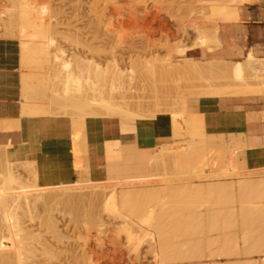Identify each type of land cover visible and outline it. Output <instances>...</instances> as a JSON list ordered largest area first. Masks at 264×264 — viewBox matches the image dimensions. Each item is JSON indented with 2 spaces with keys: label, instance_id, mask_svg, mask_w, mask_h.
Masks as SVG:
<instances>
[{
  "label": "rangeland",
  "instance_id": "rangeland-1",
  "mask_svg": "<svg viewBox=\"0 0 264 264\" xmlns=\"http://www.w3.org/2000/svg\"><path fill=\"white\" fill-rule=\"evenodd\" d=\"M16 2H18V5L14 4L15 7L17 6L14 11L16 10L17 12L15 11L16 13L13 14L14 11L12 9L14 8V6L10 4V1L0 0V28L3 29L4 27V33L5 27L7 26V24H9L8 22H11L10 24L13 25V29L15 26L16 29L19 28L20 30L22 29L23 31H25V35H21L22 33H19L20 37L17 36L16 38L15 36V38L18 39L19 42V50L22 49V46L24 49H22L24 52L21 51L20 54L24 53L23 55H25L29 50H33L34 53L35 50L34 48H32L31 45V43L33 44L34 41H36V44L33 45H38L39 47L46 46L45 50L43 48L39 49H43V51H48L47 38L51 37L54 38V46L62 48L65 51L66 56L74 66L76 65V61L78 63H82L83 65H88L90 63L87 64V62L93 61L92 63H98L103 70H107V67L112 68L111 66L113 65L111 64H117L118 68H120L122 71L121 80L123 79L124 83L126 84H123L125 86L122 87L126 88H124V91L126 90V92H124L120 88V90L116 88L115 91L118 90L119 92L117 91L116 94H113L114 91L112 90L111 93L115 96L114 100L116 102L126 101L130 105L134 104L131 106H136L137 103H139L140 105H143L142 110L144 106H146L144 110L147 111L145 112L144 110H141V112H143V115L145 113L144 116L148 118L133 120H153L155 128L158 132H161L162 126H160V122L157 119L159 117L169 118L171 115L175 117L182 116L183 113L186 112V100L194 98L193 96L211 94H250L246 90H238L226 86L222 80L217 79L216 74V77H214V73L209 71L207 72V70L195 73L193 72L194 76H190V78L188 76L192 73L188 75L182 74V76L184 75V78L181 76V74L177 75L172 68L170 70V66L168 67L163 65V62L165 60H170V62L174 64L173 66L177 65V62H179L180 60L175 50H177L178 47L190 48L191 46H194L197 40V34L194 33V27L198 26L203 31H206L208 35H210L213 33L215 28L218 27V24L220 22H225V19H229L227 21L236 20L237 9L235 10V7L223 9L218 3L215 2V0H16L15 3ZM25 5H27L26 9ZM10 24L8 26H10L11 28L12 25ZM6 28H8V30L12 29H9V27ZM19 29H17L18 32H21L19 31ZM1 32L2 31H0V33ZM18 32L15 31L16 34H18ZM8 33V35L10 36L15 34L14 32L11 34L10 32ZM5 35L7 34L4 33V37ZM8 35L6 37H8ZM10 36L8 38H11ZM21 39H24L25 41L27 40L26 46H28L29 50L25 49L23 44H20L24 43V40L21 42ZM38 46L36 48H38ZM25 50H27L26 53ZM31 51L29 53L32 54L31 58L34 55L36 56V54L39 55L43 53V51L41 52L40 50L37 51L38 53H36L35 51L36 54L34 53L33 55ZM26 56H29L30 58V55L26 54L24 57ZM19 57H21V55ZM24 57L22 58V60L24 59ZM31 58L30 60H34V58ZM36 59H38V62L41 60L37 57ZM45 59L46 57L42 59V63H44ZM22 60H20L19 62H21ZM24 60L25 63L21 62L20 64L28 65V60L26 58ZM30 60L29 63L31 62ZM31 63L30 67L27 66L28 68L26 67V65L23 66V68H27H25V71L29 72L30 68L32 70V67L34 66L35 69L37 68V70H34L33 68L35 73L39 71L42 66V69L48 68V65H45V63L44 65L40 63L42 66H39L37 63L40 68L36 67V63H32L34 66H31ZM160 63L163 64L158 65ZM138 64H152L154 65V68L153 70H139ZM159 66L164 69L167 68L166 70H168L169 68V70L165 74V71H163L164 69L159 70ZM132 69L137 70H134V72L132 71ZM25 71L24 73H26ZM142 71L144 76L142 75ZM169 71L171 74L169 73ZM171 71L175 74L173 75ZM133 72L136 74V78L132 77L134 76ZM167 73L170 74L171 77L175 76V78L169 77ZM199 73H202V78L200 77ZM31 74L32 73H30V75ZM130 74L132 75L130 76ZM129 76L134 79H128ZM153 78L155 80H153ZM107 81L108 80H106L104 83L107 84ZM133 81H135L134 84ZM27 82H24L23 84L25 85V83ZM120 82L123 83L122 81ZM39 83L40 81L38 82V84ZM127 83L130 84L128 85ZM102 84L100 85L103 87L104 84ZM110 84H107L105 86L107 89L104 87V89H106V93L108 92V95L105 93L108 98L109 96L111 97V94L109 92V90L111 89ZM23 87H26V89L24 90L29 89L27 88V85ZM104 89L101 90L100 87L101 91H103ZM121 90L124 94L121 93ZM103 92H105V90ZM118 93L120 95H118ZM105 94L102 93L104 97ZM121 94H123V96L125 95V98H123ZM258 94H260L259 96H263L264 91ZM25 97L26 100L24 99L23 101L25 103H28L30 99L27 96ZM95 98H98V96H96ZM27 100L28 102H26ZM68 112L70 113L69 110ZM55 113L56 116H63L62 110L57 107L53 114ZM53 114L50 116H53ZM113 115L114 116H100L98 119L100 121L102 118L113 117L125 119L119 116L118 114ZM154 115L157 116L153 119L149 118ZM86 135L87 129L85 126L82 129L81 134L76 139V153L79 151L78 147L80 141ZM97 139L99 145L100 143L98 135ZM171 145L172 144L169 143L168 147L167 144L165 147H163L164 149L162 150L166 151V149L168 148L169 151L168 149L167 151L171 154L172 149H174V145ZM190 145L186 146L189 147ZM183 146L184 145L180 147ZM175 147L178 146L175 145ZM96 151L99 154L100 148H98ZM82 152V155H78L77 153L80 158L85 157V155L87 154L91 158L96 155L95 149L90 147L89 145H87ZM151 153L152 152L145 153L136 151L135 149H131L128 146L124 147L123 145L122 160L118 162V164L120 166H124V157H126V154H134L133 156L136 158L135 162H137L141 159L143 154L145 157H148L151 155ZM18 171L19 174L21 173V176L26 175V172L21 170V168L18 169ZM258 172L260 174V171L254 173L258 174ZM155 173L159 174L160 171H157ZM226 173H203L199 175L196 174V176H189L206 177L207 175L211 176L212 174V178L218 176V174L219 176H223L224 174L225 176L231 174L230 172ZM261 173H264V170L261 171ZM255 174L248 173L247 171L241 173V175L244 177H247V175L253 176ZM147 178L148 180L146 181ZM153 178H140V181L138 179H135L136 181L134 179H129L125 180L124 183L130 181L128 183L135 182V184H139L148 182L150 179V181H157L159 179H162L161 177ZM142 179H144V182L142 181ZM232 179L233 180H227L231 182H236L238 178L236 180H234V178ZM240 179L241 178H239L237 182H242L243 179ZM227 180H219V182L225 183ZM244 180L241 183L242 186L240 183L237 182L235 183V185L234 182L230 183L239 189L241 187H244L243 184L246 185L248 181L251 180V178L246 179V181ZM88 181H90V179L80 178V176L77 180H75V182L79 183H84ZM205 181H197L194 183H190V185H193V188H197L199 186L201 187L205 184L208 185L213 182L212 180L206 182ZM195 183L197 186L195 185ZM238 184L240 187L237 186ZM75 188L78 189L79 187ZM138 188L137 186H135L131 189ZM262 190L263 189L260 190V193H258L255 198H253L254 200L252 199L253 201L250 202V205L245 210V212L241 213L236 210L233 211V213L230 214L229 219L226 221V223H228L226 225L224 224L225 227H222V230L218 227H212V231L210 229L209 232L206 231V233L203 230L201 231L200 228L202 227L201 229H204V226L206 225L204 223H206L205 219H207V210L210 203V199H208L207 197H205V199H202V201L201 199L199 201L198 198H194V202L193 200H188V202L187 200L183 202H175L167 199L161 202H154L148 205L147 207L148 215L146 219H144L143 217L144 206L140 204L133 205L131 208L132 213L130 214V217L124 219V234H114L111 231L112 228L118 225L119 221L115 219L111 220V218L106 216L105 213L103 214V212L102 214H99L101 212L97 213V211H101V208L99 209V207H101L99 204H93V207H95V209H98L96 212H94L95 210H93L94 208L90 204L92 210H90L91 208L89 207V212L91 214L89 212L88 213L91 216L84 217L88 214V208H84L86 207L89 201L87 198L86 199L88 201H85L86 199L82 198L83 203L78 201L79 203H82L80 205L82 206V208H84L83 210H81V208L79 209L80 205L78 202H76L78 200L77 198L76 200L72 201L73 203L66 204L65 206L62 205L65 208L62 206L59 207H62L61 209H66L65 211L63 209L64 213H58V211H61L60 209H56L57 212L55 210L54 212L52 211L53 217L55 218L54 221L55 223H57L56 225L58 227L59 236H61L59 238L51 235V232L49 230H46V228L43 227L44 225L42 223H38V219L35 218L36 216L33 217V222L28 221L27 218H22L21 221L23 220V224L25 226H28V228H31L30 230H34V233L31 234L34 235L36 233L37 240L39 241L38 244L34 241L32 243L33 246H31V248H34L33 251L36 256L40 258L39 259L35 256L34 258L36 259L33 258L35 260L34 264H58V262L59 264H69L71 262V258L74 255L78 257L83 254L87 256L88 260L91 259L88 262H92V264H94V262L95 264L98 263V261L96 260H99L100 264H264V249H261L259 245H255L256 243L259 244L260 242L264 244V211H256L253 207L255 202L258 200V197L264 194V191ZM195 199H197V202ZM76 203L78 205H76ZM68 206L70 207L68 208ZM75 206L76 208L74 209ZM96 206L99 207L97 208ZM69 209H71V212L69 211ZM73 209L75 211H72ZM76 209L81 210V212ZM67 210L69 212H66ZM83 211H86L87 214L84 215L85 212ZM93 212L95 215L93 214ZM96 213L99 215L100 220L102 219L101 223L104 227V229L101 228L100 231H98L99 229L97 230V228L94 227L90 220V217L97 216ZM41 214L44 213L42 212ZM153 214H155L154 218H152ZM103 220L105 221L103 222ZM148 222H150V226L144 228V226L147 225ZM197 227L200 232L204 235L199 232ZM43 229H45L46 231ZM195 229H197L199 233H196ZM213 229L215 231H213ZM219 230H221V232ZM78 235L80 237H78ZM39 236L44 237L41 238ZM96 236L99 240L96 238ZM70 237L71 240H68L70 239ZM64 238H66L67 240ZM47 243L49 244L47 245ZM42 247L51 249L55 253V256L58 254L59 255L56 256V258L54 257L53 261H51L52 259L50 261L44 260L39 254L42 250ZM12 254V244L10 245L9 240L6 237L2 236L0 233V264H2V259H4L6 256L9 255L10 258H12ZM10 258L9 260H12Z\"/></svg>",
  "mask_w": 264,
  "mask_h": 264
},
{
  "label": "bare ground",
  "instance_id": "bare-ground-1",
  "mask_svg": "<svg viewBox=\"0 0 264 264\" xmlns=\"http://www.w3.org/2000/svg\"><path fill=\"white\" fill-rule=\"evenodd\" d=\"M9 1H10V4H12L14 6V8L12 9L14 11V9H16V7H17V6L15 7V5H18L17 4L18 2L15 3L16 0H9ZM247 1H249V0H215V2L218 3L223 9H228L229 7H235V10L237 9V7L239 5L243 4L244 2L248 3ZM131 3H133V2H131ZM26 6L27 5H25V9H26ZM15 11L13 12V14H15L17 12V11L15 12ZM11 14H12V12H11ZM10 16H12V15H10ZM227 20H229V19H225V21H227ZM6 23H7V21H6ZM8 23L10 24L11 22H8ZM9 24H7L6 27H9V29H11V28L12 29L8 30V28L5 27V32H4L5 34L8 35L9 34L8 32H10V34L13 32L15 33V31L18 32L17 29H19V28L16 29V27L14 26V29H16V30H14L13 25L10 24V25H12V27L10 28V26H8ZM0 29H1L0 31H2L0 33L1 36H4V33H3L4 27H3V29L2 28H0ZM19 31H21V32H18V34L15 33L11 36L8 35V37L10 36L12 38L14 36L13 38L16 39L17 36L20 37L19 33H22L21 35H23L25 32L22 29L21 30L19 29ZM194 31H195L194 33L197 34L196 35L197 40H196V43L194 44V46H191L190 48L178 47L177 50H175L177 53V56L180 59V61L177 62V65L173 66L174 64H172L170 62V60H167V61L165 60L163 62L164 64L160 63L158 65L163 64V65L168 66V67L170 66L169 67L170 70L172 68L173 71L177 75L181 74V76H182V74L188 75V74L192 73L188 76L189 78H190V76H194L193 74L195 72H201V71L207 70V72L209 71V72L214 73V75L216 74L217 79L222 80L226 86L232 87L234 89L246 90L248 93L255 94V95L258 93H262L264 91V59H258V58H254V57L249 56V57L244 58L243 61H236V62L232 63L231 65L226 64L225 66L222 64L223 66L217 68L216 67V62H218L217 60H216V62H215V60L212 61L215 63L214 64L211 61H210L211 62L210 63L208 61H194V60L186 58L187 50L201 49V50H205L206 52H211L214 48L219 46V43L217 40V32H218L217 27L215 28L213 33L210 35H208L206 33V31H203L198 26L194 27ZM7 35H5V38ZM15 36H16V38H15ZM43 36H44V34H43ZM16 40L18 41V39H16ZM23 40L24 39H21V42ZM47 41H48V45L47 44L46 45H47L48 51H43V49L45 50L46 46L39 47L38 45H33V44H36V41H34L35 43L33 42V44L30 42L32 45V48H34L36 53H38L37 51H40V50H41V52L43 51V53H44V54L42 53L43 55L42 54L38 55L34 51L36 56L34 55L33 50L32 51L29 50L28 46H26L27 40L26 41L24 40L25 44L20 43V44L24 45L25 49L29 50L28 52H27V50H25V53L27 52L26 54L30 55V58H31L32 54H29L31 51L34 55L31 59L34 58V60L37 61V62H35L34 60H30L29 56L24 57L26 55V54L23 55L24 53L20 54L21 57H19V58H21V59H19V61L22 60L23 57H24V59L26 58L28 60V61L26 60L28 65L27 64H20L21 62L25 63L24 59L21 62H19V64L21 65V67H20V65H19V67L23 69V73H22V76L20 77V81H24V82L28 81L27 83H25V85H27L28 86L27 88H29L28 90H24V89H26V87L25 88L23 87V86H25L23 84L24 82H20V84H21V87H20L21 92L20 93H21V95H24V96H22L21 99L26 100L25 96L29 97V99H30L29 102H28V100L26 101L28 103H25L23 101V104H22L23 107L22 106L21 107L23 108L24 114H27V116H29V115L50 116L53 114V112L56 110V107H57V108L62 110L63 116H68V117H75V116H77V117L78 116L79 117H82V116L100 117V116H104V115L105 116H109V115L114 116L113 114H116V115L118 114L119 116H121L123 118H136V119L148 118V117L144 116L145 113L143 115L142 114L143 112H141L143 105H140L139 103H137V105L135 104L136 106H131L134 104L130 105L126 101L116 102L114 100L115 96L113 94H116V92L120 89H122L124 91L125 87L123 88L122 86L126 85L124 83V80L123 79L121 80L122 71L120 68H118L117 64H115V63L111 64V65H113V66H111L112 68L107 67V70H103L98 63H92L93 61L87 62V64L90 63L88 65H83L82 63H78L76 61V65L74 66L71 63V61L68 59V57L66 56L65 51L60 47L54 46V38L49 37V38H47ZM37 46H38V48H36ZM21 48L23 49V46ZM39 48H43V49H39ZM22 49L19 50L20 53H21V51L24 50V49L23 50ZM37 49H39V50H37ZM41 52H39V53H41ZM39 56L42 58H40ZM43 56L46 57L44 63H45V65H48L47 69H45V68L42 69V67H43L42 65H44V63H42L43 62L42 59H44ZM36 57L41 59V60L38 62V59H36ZM29 60L31 62L33 61L32 62L33 64L36 63V67H38V68H40L39 66L42 64L41 65L42 67L39 70L40 72L37 71L39 73L34 72V70H37V68L35 69V66L31 62H30L31 66L33 65L34 67H32V70L30 68L29 72L25 71V68L27 66L30 67ZM225 62H227V61H223L224 64H225ZM37 63L39 66L37 65ZM202 63L204 65L207 64L208 67L203 66L205 68L204 69L202 66H200ZM227 63H229V62H227ZM211 64H214V65H211ZM218 64H219V62H218ZM24 65H26L25 68H23ZM171 66H173V67H171ZM33 68H34V70H33ZM153 68H154V65H152V64H148V65L140 64L138 67L139 70H141V69L153 70ZM161 68L162 67L159 66V70L164 69V68H162V69ZM169 68H168V70H169ZM166 69L167 68H165L163 70V71H165V74L168 71ZM134 70H137V69H134ZM134 70L132 69V71H134ZM24 71L27 74L24 73ZM157 71H158V69H157ZM134 72H133L134 76H132V77L136 78V76H135L136 74ZM174 72H172L173 75L175 74ZM30 73H32V74L30 75ZM169 73H170V71H169ZM170 74L167 73V75H169V77H171ZM201 74L202 73H199L200 77L202 78ZM131 75L132 74H130V76ZM142 75L144 76L143 71H142ZM216 75L214 77H216ZM130 76H129V78L128 77L127 78L130 80L134 79ZM172 77L175 78V76H172ZM182 77H184V75ZM110 78H111V80H110ZM138 79H140V78H138ZM106 80H108L107 81L108 85L111 82V84H110L111 89L109 90L111 97L109 96V98L107 97L108 92L106 93L107 88L105 87L107 84L104 83ZM109 80H110V82H109ZM153 80H155V79L153 78ZM37 81L38 82L40 81V83L38 84ZM120 81H122L123 83H121ZM141 81H143V80H141ZM134 82L135 81H133V84H134ZM140 83H142V82H140ZM100 84H102L103 87ZM123 84H125V85H123ZM146 84H147V82H146ZM100 87H101V90L104 89V87H105L106 88V89H104L105 92H103L104 90L101 91ZM116 88L118 89L117 91H115ZM112 90L114 91L113 94L111 93ZM122 90H121V93H123ZM141 90H143V89H141ZM124 92H126V90ZM128 92H130V91H128ZM97 93H99V94H97ZM102 93H104V94L106 93L107 95L105 94V97H107V98H105L104 95H102ZM95 94H96V96H98V98H95L96 97ZM123 94H121V95L123 96ZM118 95H120V94L118 93ZM112 96H113V98H112ZM122 96H120V97H122ZM123 98H125V95L123 96ZM123 98H122V100H123ZM20 105H21V103H20ZM22 108H20V109L22 110ZM145 108H146V106H144L143 110ZM68 110L70 111V113L68 112ZM149 110H151V109H149ZM23 113H22V115H24ZM62 114H60V115H62ZM53 116H56V113L53 114ZM155 116L156 115L151 116L149 118H153ZM20 117H21V115H20ZM179 118H180V116H179ZM15 127L18 128L19 126L15 125ZM12 129L13 128H11V130ZM15 130H16V128H15ZM70 142H71V138H70ZM169 143L172 144L171 146L174 145L173 147L176 149L182 145L186 146V145L191 144V143H181V142H178V143L168 142V147H169ZM175 145L178 147H175ZM163 147H165V146H162V144L160 143L154 149L152 158H151L150 163H149V175L147 176L149 178L151 177V179L153 177H161L162 178L161 180L159 179L157 181H155V180L150 181L151 180L150 179L148 182H144V179H142V181L144 183H139L140 180L138 179L139 184H135V182L131 181L133 183L132 184V183H128L130 181H128V182L126 181L127 183H124L125 180H129V179H109L107 177V175H106L105 179L93 180V179L89 178L90 174L87 170V171H79L78 175L90 179V181H88V182L79 183V182L73 181L71 184H59V185H51V186H47V185L40 186L38 184V181H39L38 173L33 168V166L31 164H29L27 162H22V163L10 162L7 159V157L5 156L4 151L0 149V157H1L0 158L1 159L0 165H2V166H0V231H1L0 233L2 236L6 237L9 240L10 245L12 244V246H13L12 258H10L9 255L6 256L4 259H2V264H34V261H35L34 259H36L34 257L36 256V254L33 251L34 248H31V246H33L32 243L34 241L37 244L39 243V241L37 240L36 233L34 234L35 236L31 234V233H34V230H30L31 228H28V226H25L23 224V220L21 221L22 218H27V220L31 222L33 220V217L36 216L35 218L38 219L37 220L38 223H42L44 225L43 227H45L46 230H49L51 232V235L59 238L61 236H59L58 227L56 225L57 223H55V221H54L55 218L53 217L52 211L54 212V210H55L57 212V210L60 209L61 211H58V213L63 212V209L65 208L64 206L66 204L73 203L72 201L76 200L77 198H78V200L76 202H78V201L82 202L83 201L82 198H84V199L87 198L91 202L90 203L87 199L85 200V201H88V204L86 205V207H84L86 209L88 208L87 213L90 210H92L91 206L93 207V204H97V205L99 204L101 207H99V206H96V207L97 208L99 207V209L101 208V211L100 210L97 211L98 209H95V207H93L94 208L93 210H95L94 212H96V211H97V213L101 212L99 214H102V212H103V214L105 213L106 216L111 218V220H114V219L118 220L119 221L118 225L115 226L114 228H112L111 231L114 234H116V233L117 234L118 233L124 234V223H125L124 219L130 217V214L132 213L131 208L133 205L140 204V205L144 206L143 217H144V219H146V217L148 215L147 214V207H148V205H150L154 202L165 201V199L172 200L175 202L176 201H179V202L182 201L183 202L186 200H187V202H188V200H191V201L193 200V202H194V198H198L199 201L201 199V201H202V199H205V197H207L208 199H210V203H209V207L207 210V217H206L207 219H205L206 223H204L206 225L205 226L202 225V226H204V229H201L202 227L199 226V227H201L200 230L201 231L203 230L206 233V231L209 232L210 229L212 231V227H218L219 229L221 228V230H222V227L224 228L225 225L228 223V222L226 223V221L229 219L230 214H232L233 211L236 210V211H239L241 213L245 212V210L250 205V202H252L254 200L253 198H255V196H257V194L260 193V190L263 189L262 191H264V173H261V171H263L264 168L259 169V170L255 169V170L247 171L248 173H253V174H255L254 172L260 171V174H261L260 175L258 172V174H255L253 176L247 175V177H244L241 175V173H243V172L238 171V170L233 169V168H232V170L228 171L231 174L230 175L228 174L226 176H225V174L223 176H219V174H218V176L211 178V176H212V174H211V176L207 175L206 177L205 176L204 177H202V176L201 177H199V176L190 177L189 175H195L196 176V174H179L175 171V168L172 164V158H171L172 153L171 154L168 153L169 149L167 147L166 148L168 149V151H167V149H166V151H163L162 150V149H164ZM170 151H171V149H170ZM73 163H74V160H73ZM17 166H20V167H17ZM73 166H74V164H73ZM20 168H21V170L26 172V175L21 176L20 175L21 173L20 174L18 173L19 172L18 169H20ZM157 171L158 172L160 171L159 174H161V175L155 173ZM206 173H208V172H206ZM232 178H234V180H236L237 178L238 179L241 178L244 180V178H245L244 181H246V179H248V178H251V180H249L246 185L243 184L244 187H241L238 189L236 186H234L235 183L238 181V179L236 180V182L235 181H232V182L228 181L229 179L233 180ZM147 180H148V178L146 179V181ZM202 180H204V181L205 180L206 181L212 180L213 182L208 184V185L205 184L206 186L203 185V186H201V187L199 186L197 188H193V185L192 186L190 185V183H194V182L202 181ZM219 180L220 181L221 180H224V181L227 180L228 182L226 181L225 183H222V182H219ZM243 180H242V182H243ZM230 182L231 183L234 182V185L231 184ZM242 182H237V183L241 184ZM195 185H196V183H195ZM195 185H194V187H195ZM135 186H137V188L138 187H141V188L131 189ZM237 186H239V184ZM241 186H242V184H241ZM75 187H79V188L77 189ZM118 189H119V191H118ZM195 200L197 202V199H195ZM82 203H79V205ZM90 204H91V206H90ZM62 205H64V206H62ZM74 205H75V201H74ZM76 205H78V204L76 203ZM60 206H62L64 208L61 209L62 207L59 208ZM69 207L70 206H68V208ZM253 207L256 211H264V194L261 195L260 197H258V200L255 202ZM75 208H76V206L74 207V209ZM80 208H81V210L84 209V208H82L81 205H80L79 209ZM71 209H69V211ZM74 209L72 211H75ZM79 209H76V210H79ZM65 210L66 209H64V211ZM81 210H79V212H81ZM69 211L67 210L66 212H69ZM42 212L44 214H41ZM83 212H85L84 215L87 214L86 211H83ZM94 212H93V214H94ZM76 213H77V211H76ZM89 213L87 215H85L84 217L91 216L90 215L91 213L90 214ZM97 213H96L97 216L90 217L91 218L90 220H91V223L94 225V227L97 228V230L99 229L98 231H100V229L101 228L104 229V227H103V224L101 223L102 219L100 220L99 215ZM154 217H155V214L152 215V218H154ZM90 220H89V223H90ZM104 221L105 220H103V222ZM84 222H85V220H84ZM34 224H35V222H34ZM86 224H88V223H86ZM22 225H24V226H22ZM79 226H81V225H79ZM148 226H150V222H148V224L145 225L144 228H147ZM65 227H67V226H65ZM197 229H198V227H197ZM197 229H195L196 233L199 230V229L198 230ZM214 229H216V228H214ZM214 229H213V231H215ZM43 230H45V229H43ZM200 230H199V232H200ZM221 230H219V231L221 232ZM39 233H40V231H39ZM201 234L204 235L203 233H201ZM39 237H41V236H39ZM43 237L44 236H42L41 238H43ZM78 237H80V236L78 235ZM66 238H64V239H66ZM96 238H97V236H96ZM38 239H40V238H38ZM51 239H52V236H51ZM45 240H46V238H45ZM68 240H71V237ZM111 241H113V240H111ZM47 242H49V241H47ZM48 244L49 243H47V245ZM40 245H42V244H40ZM255 245H259L261 249L262 248L264 249V244L261 242L259 244L256 243ZM259 246H257V247H259ZM56 247H57V245H56ZM98 247H100V246H98ZM72 248H73V246H72ZM75 249H76V247H75ZM36 251H38V250H36ZM39 254H40L42 259L47 260V261H50L51 259H52L51 261H53V258L54 257L56 258V256L59 255L58 254L55 256V253L51 249L46 248V247H44V248L42 247V250ZM70 255H72V254H70ZM83 255L78 256V257H76L74 255L71 258V262L69 264H92V262H88L91 260L90 256H89L90 260H88L87 256L85 254H83ZM36 257H38V256H36ZM9 258L12 260H9ZM61 260H62V258H61ZM96 261H98V263H96V264H100L99 260H96ZM49 263H51V262H49ZM58 264H59V262H58ZM94 264H95V262H94Z\"/></svg>",
  "mask_w": 264,
  "mask_h": 264
},
{
  "label": "crops",
  "instance_id": "crops-1",
  "mask_svg": "<svg viewBox=\"0 0 264 264\" xmlns=\"http://www.w3.org/2000/svg\"><path fill=\"white\" fill-rule=\"evenodd\" d=\"M249 1L237 7L236 20L218 24V47L211 52L191 49L186 58L217 60V68L249 56L264 59V0ZM13 39L0 34V149L10 162L31 164L38 173L40 186L71 184L79 178V171L87 170L93 180L105 179L106 175L109 179L145 178L154 149L168 142L192 144L172 150V164L179 174L264 168V95L193 96L186 100V112L180 118L171 115L157 119L161 132L156 130L153 120L27 116L20 96L23 71L19 67V46ZM85 126L87 135L80 141L77 153L82 155L89 145L95 149L93 158L88 154L80 158L76 153V139ZM123 145L152 153L148 157L143 154L137 162L134 154H126L124 166H120Z\"/></svg>",
  "mask_w": 264,
  "mask_h": 264
}]
</instances>
